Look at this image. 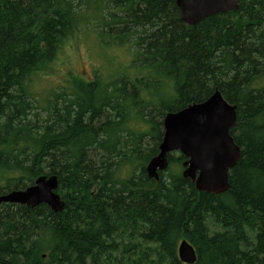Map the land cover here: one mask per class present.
<instances>
[{
  "label": "trees",
  "instance_id": "1",
  "mask_svg": "<svg viewBox=\"0 0 264 264\" xmlns=\"http://www.w3.org/2000/svg\"><path fill=\"white\" fill-rule=\"evenodd\" d=\"M84 26L128 44L138 77L72 76L40 106L32 77ZM215 90L237 106L228 189L198 191L173 152L149 178L164 115ZM40 175L58 177L65 206L1 203L0 264H186L182 239L193 264H264V0L191 26L176 0H0V194Z\"/></svg>",
  "mask_w": 264,
  "mask_h": 264
},
{
  "label": "water",
  "instance_id": "2",
  "mask_svg": "<svg viewBox=\"0 0 264 264\" xmlns=\"http://www.w3.org/2000/svg\"><path fill=\"white\" fill-rule=\"evenodd\" d=\"M176 5L181 20L191 26L219 12L237 11L239 0H176ZM236 109V105L215 90L202 102L166 113L158 153L145 166L147 176L158 180L159 172L168 167V154L179 151L185 157L182 176L191 180L198 191L212 194L226 191L229 169L240 158V147L230 134ZM58 185L56 175H40L32 185L0 194V204L15 203L32 208L45 204L59 212L65 202L56 192ZM177 254L186 264H193L197 259L194 247L186 239L178 243Z\"/></svg>",
  "mask_w": 264,
  "mask_h": 264
},
{
  "label": "rangeland",
  "instance_id": "3",
  "mask_svg": "<svg viewBox=\"0 0 264 264\" xmlns=\"http://www.w3.org/2000/svg\"><path fill=\"white\" fill-rule=\"evenodd\" d=\"M94 31L93 27L84 26L62 47L48 68L34 74L29 90H31L33 98L39 100L40 106H45L44 101L51 98L52 94L58 91L61 86L68 84L67 81L72 76L89 81L97 73L102 82L116 78L119 73L127 74L130 80L138 77L132 64V60L135 59L134 50L128 44L124 46L105 45ZM40 112L43 111L40 110ZM153 113L151 119L155 120ZM147 127L139 122L131 123L132 131L137 134L147 130ZM161 128L163 127L161 126ZM144 143L145 149L151 146L153 144L151 136L146 135ZM173 153L177 156L180 152L174 151ZM129 168L128 165L122 167L119 176L127 177L130 173ZM180 170L181 172L183 170L182 164Z\"/></svg>",
  "mask_w": 264,
  "mask_h": 264
}]
</instances>
